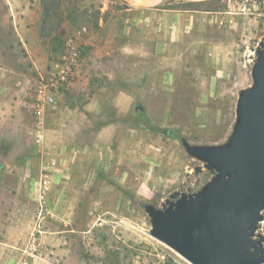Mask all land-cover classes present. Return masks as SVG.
<instances>
[{"label": "rangeland", "instance_id": "rangeland-1", "mask_svg": "<svg viewBox=\"0 0 264 264\" xmlns=\"http://www.w3.org/2000/svg\"><path fill=\"white\" fill-rule=\"evenodd\" d=\"M32 1L51 13L40 50L0 32V60L28 124L0 139V264H190L154 237L148 210L164 211L177 192L197 195L216 176L184 142L229 143L240 93L254 83L264 0L249 15L242 0L157 8L232 14L220 18L232 46L219 64L181 42L159 54L153 19L119 0ZM53 80L60 91L36 139L33 105Z\"/></svg>", "mask_w": 264, "mask_h": 264}, {"label": "water", "instance_id": "water-1", "mask_svg": "<svg viewBox=\"0 0 264 264\" xmlns=\"http://www.w3.org/2000/svg\"><path fill=\"white\" fill-rule=\"evenodd\" d=\"M253 86L240 93L229 143L187 152L216 172L194 196L170 195L164 211L150 208L154 237L190 264H264V41L257 51ZM202 167L196 168V173Z\"/></svg>", "mask_w": 264, "mask_h": 264}, {"label": "crops", "instance_id": "crops-1", "mask_svg": "<svg viewBox=\"0 0 264 264\" xmlns=\"http://www.w3.org/2000/svg\"><path fill=\"white\" fill-rule=\"evenodd\" d=\"M119 1L136 13L148 15L147 20L153 19L148 31L154 35V42L157 43L156 51L161 55H167L175 43L181 42L194 56L196 49L199 48L201 51L197 54H204L205 61L219 64L224 52L229 51L232 46L228 40L220 38L219 29L220 18L228 21L232 19V14L230 15L229 12H227L229 16L220 17L221 13L215 11L190 13L157 9L169 0ZM179 1L200 3L213 0ZM42 26L43 11L32 0H0V32H4L9 38L14 35V41L23 49L42 48ZM14 46L10 45L9 48ZM210 54L213 56L211 59ZM216 77L218 75H215ZM11 79V70L0 60V139H16L15 134L28 128L26 118L24 119L27 111L21 104L18 92L11 87ZM37 129L36 119L35 131ZM4 154L6 155V152Z\"/></svg>", "mask_w": 264, "mask_h": 264}, {"label": "built area", "instance_id": "built-area-1", "mask_svg": "<svg viewBox=\"0 0 264 264\" xmlns=\"http://www.w3.org/2000/svg\"><path fill=\"white\" fill-rule=\"evenodd\" d=\"M257 7L256 0H242L239 12L244 15L253 14V9ZM60 91L58 81H51L43 84L38 89V95L33 105V112L38 121V129L36 131V139H43L42 131L44 128V115L47 105L53 101L54 95Z\"/></svg>", "mask_w": 264, "mask_h": 264}, {"label": "trees", "instance_id": "trees-1", "mask_svg": "<svg viewBox=\"0 0 264 264\" xmlns=\"http://www.w3.org/2000/svg\"><path fill=\"white\" fill-rule=\"evenodd\" d=\"M214 2H215V0L209 1V2L185 3V4L201 8V7H204L206 5H210V4L214 3ZM50 18H51V13L49 11H45L44 16H43V26H42L43 34H44V28H45L46 24L48 23V21L50 20Z\"/></svg>", "mask_w": 264, "mask_h": 264}]
</instances>
